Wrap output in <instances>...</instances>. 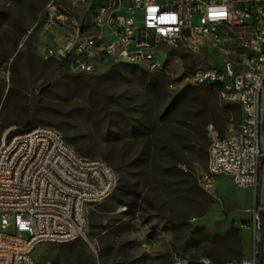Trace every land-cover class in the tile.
Masks as SVG:
<instances>
[{"label":"rangeland","instance_id":"obj_1","mask_svg":"<svg viewBox=\"0 0 264 264\" xmlns=\"http://www.w3.org/2000/svg\"><path fill=\"white\" fill-rule=\"evenodd\" d=\"M52 1L57 0H0V55L8 68L0 79V138L29 124L54 127L75 140L79 154L105 160L122 189L114 193L118 200L111 197L89 210L86 240L42 244L35 258L52 264H173L188 258L200 264L205 257L223 264L239 260L238 248L243 259L261 255L264 228L256 232L254 219L264 213V159L257 191L240 189L224 175L209 192L198 182L208 167V126L223 132L228 123L239 125L238 108L208 90L179 96L182 89H169L164 77L170 97L160 101L119 64L72 74L44 60L39 48L47 37L39 23ZM176 55L183 56L182 50ZM211 58L214 65L222 61L214 53ZM113 68L118 72L109 74ZM99 104L123 113L140 131L105 136L87 113ZM200 105L215 107L216 115ZM260 123L264 153V86ZM0 232L16 233L12 225L2 228L1 215Z\"/></svg>","mask_w":264,"mask_h":264},{"label":"built area","instance_id":"obj_2","mask_svg":"<svg viewBox=\"0 0 264 264\" xmlns=\"http://www.w3.org/2000/svg\"><path fill=\"white\" fill-rule=\"evenodd\" d=\"M39 26L47 37L40 56L64 71L136 65L161 74L171 90L211 88L238 106L239 125L228 123L223 132L208 126V167L198 182L209 192L224 175L240 189L258 190L264 0H57L46 5ZM213 53L222 57L219 65ZM6 74L0 55V79ZM13 132L0 138V215L2 228L12 225L16 233L0 232V264H52L37 260L36 248L86 240L89 210L114 195L119 175L105 160L79 154L54 127ZM254 228L261 229L258 212ZM199 263L214 264L205 257ZM223 264H257V257Z\"/></svg>","mask_w":264,"mask_h":264},{"label":"trees","instance_id":"obj_3","mask_svg":"<svg viewBox=\"0 0 264 264\" xmlns=\"http://www.w3.org/2000/svg\"><path fill=\"white\" fill-rule=\"evenodd\" d=\"M31 48V46L29 47ZM130 72L132 75L138 77L139 85L141 87L147 89L151 93H153L158 100L163 101L166 100L168 97V92L165 89L163 76L161 74H153L148 72L147 70L136 66V65H130V64H119L117 68L122 67ZM116 71V68H113L110 70L109 74H112ZM208 90L212 93H217L209 88V89H194V88H184L180 91L179 96H186L189 92L190 93H199L200 91ZM176 103V100L170 102L168 105L169 107H172ZM236 106V105H235ZM199 107L203 108V111L205 114L210 115H216V108H208L204 105H200ZM239 110L240 118H241V110L238 106H236ZM87 113L90 115V117H95L97 120V126L100 128L101 132L105 134V136L110 137L114 135H118L120 132L124 133L125 131H133L138 132L140 131V127L138 124L132 123L127 116H125L123 113H118L116 111H111L110 108L106 107L103 104L95 105L93 108H88ZM36 126L28 125L23 130H16L14 132L15 134L27 132L31 129H33ZM65 138V137H64ZM68 143L71 145H76V142L74 139L71 138H65ZM81 150V148H78ZM208 155V154H207ZM86 157V156H85ZM122 189V181L121 186H119L118 191ZM113 200H118V196L113 195ZM132 210V209H131ZM263 217H259L261 220V229L264 228V213L262 212ZM260 229V230H261ZM264 252L262 251L261 255L256 254L257 257V264H262V258H263ZM243 251L241 248H238L236 250L235 258H238L239 260L243 259ZM241 258V259H240ZM238 261V260H234Z\"/></svg>","mask_w":264,"mask_h":264},{"label":"water","instance_id":"obj_4","mask_svg":"<svg viewBox=\"0 0 264 264\" xmlns=\"http://www.w3.org/2000/svg\"><path fill=\"white\" fill-rule=\"evenodd\" d=\"M49 87H50V85L45 86V87L41 90V93H42L43 91H45L46 89H48Z\"/></svg>","mask_w":264,"mask_h":264},{"label":"crops","instance_id":"obj_5","mask_svg":"<svg viewBox=\"0 0 264 264\" xmlns=\"http://www.w3.org/2000/svg\"><path fill=\"white\" fill-rule=\"evenodd\" d=\"M45 41H47V38H46ZM45 41H44V42H45ZM52 41H53L54 43H59L60 40L58 39V40H52ZM44 42H43V43H44ZM39 49H40V48H39Z\"/></svg>","mask_w":264,"mask_h":264}]
</instances>
